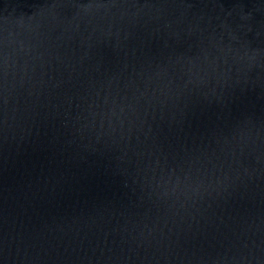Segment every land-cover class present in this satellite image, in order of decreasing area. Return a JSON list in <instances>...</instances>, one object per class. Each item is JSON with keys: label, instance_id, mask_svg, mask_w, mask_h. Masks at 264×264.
<instances>
[{"label": "water", "instance_id": "obj_1", "mask_svg": "<svg viewBox=\"0 0 264 264\" xmlns=\"http://www.w3.org/2000/svg\"><path fill=\"white\" fill-rule=\"evenodd\" d=\"M0 264H264V0H0Z\"/></svg>", "mask_w": 264, "mask_h": 264}]
</instances>
